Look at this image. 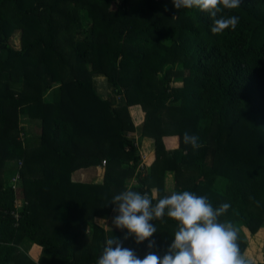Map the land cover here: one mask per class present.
I'll use <instances>...</instances> for the list:
<instances>
[{
  "label": "trees",
  "instance_id": "trees-1",
  "mask_svg": "<svg viewBox=\"0 0 264 264\" xmlns=\"http://www.w3.org/2000/svg\"><path fill=\"white\" fill-rule=\"evenodd\" d=\"M218 15H237L236 28L213 34L207 12L172 0H0V264H95L113 236L137 256L162 255L171 218L154 221L152 249L96 224L125 188L153 202L189 190L214 207L229 203L220 220L237 229L249 264H264L247 256L241 234H264V0ZM95 76L105 77L106 98ZM135 105L145 113L139 127ZM23 119L40 133L30 137ZM184 131L199 137L198 149L183 143ZM146 137L155 142L150 166L139 150ZM99 165L102 184L73 181Z\"/></svg>",
  "mask_w": 264,
  "mask_h": 264
},
{
  "label": "clouds",
  "instance_id": "clouds-1",
  "mask_svg": "<svg viewBox=\"0 0 264 264\" xmlns=\"http://www.w3.org/2000/svg\"><path fill=\"white\" fill-rule=\"evenodd\" d=\"M172 4L176 9L195 7L207 12L213 34L234 30L239 22L237 15L218 13L237 9L241 0H172ZM182 141L193 149L200 147L199 137L188 131H184ZM109 203L116 213L111 224L123 230L124 239L130 237L136 244L146 242V248L152 249L155 241L151 238L157 233L154 221L164 216L176 223V231L162 255L147 251L143 257L123 246L121 239L108 238L95 264H249L240 252L237 229L230 221L220 220L230 207L227 202L214 207L205 195L189 190H173L153 202L148 193L125 188Z\"/></svg>",
  "mask_w": 264,
  "mask_h": 264
},
{
  "label": "crops",
  "instance_id": "crops-1",
  "mask_svg": "<svg viewBox=\"0 0 264 264\" xmlns=\"http://www.w3.org/2000/svg\"><path fill=\"white\" fill-rule=\"evenodd\" d=\"M129 111H130L133 123L135 124L136 127H139L144 122V119H145V113L143 109L141 108V106L135 105V106H131L129 108ZM137 136H138L137 133L130 134V137L132 138H137ZM139 145H140L139 150H140V153H141V156L144 162H146L147 165L150 166L154 159V148H155L154 140L146 137V138L139 140ZM104 174H105V167L103 165H99V166H92L89 168L79 169L73 173L72 178H73V181L75 182L102 184L104 180ZM166 186H167V191H171V189L173 188L172 174L167 175ZM153 193H154V196H156L155 190H153ZM115 214L116 213L113 212L110 218L108 219L97 218L95 222L97 225L104 228L106 231L116 230V228L111 224V219ZM32 248H33V243L28 239L24 240L23 244L21 245V249L25 253H29Z\"/></svg>",
  "mask_w": 264,
  "mask_h": 264
},
{
  "label": "rangeland",
  "instance_id": "rangeland-1",
  "mask_svg": "<svg viewBox=\"0 0 264 264\" xmlns=\"http://www.w3.org/2000/svg\"><path fill=\"white\" fill-rule=\"evenodd\" d=\"M20 36L21 32H16L12 36V42L17 49H20ZM95 84L97 91L100 96L106 98L108 95V85L105 77L103 76H95ZM174 85L181 86L182 82L174 83ZM21 126L25 129L26 133L30 135V137H35V135L40 133L39 123L31 120H21ZM23 139L24 136L21 135ZM242 237L248 241L249 248L247 249V256L251 257L254 260H260L264 258V234H260L257 236H252L251 234L244 232L241 230ZM249 254V255H248ZM263 257V258H262ZM260 258V259H259Z\"/></svg>",
  "mask_w": 264,
  "mask_h": 264
},
{
  "label": "built area",
  "instance_id": "built-area-1",
  "mask_svg": "<svg viewBox=\"0 0 264 264\" xmlns=\"http://www.w3.org/2000/svg\"><path fill=\"white\" fill-rule=\"evenodd\" d=\"M106 164V161H103V165ZM12 188L17 191L19 189V184H20V178L19 175L16 173L12 178ZM24 206V201L21 198H17L16 199V203H15V210L12 211V215L15 219V226H18V221L20 219V209Z\"/></svg>",
  "mask_w": 264,
  "mask_h": 264
},
{
  "label": "bare ground",
  "instance_id": "bare-ground-1",
  "mask_svg": "<svg viewBox=\"0 0 264 264\" xmlns=\"http://www.w3.org/2000/svg\"><path fill=\"white\" fill-rule=\"evenodd\" d=\"M249 255V254H248ZM251 258V257H250Z\"/></svg>",
  "mask_w": 264,
  "mask_h": 264
}]
</instances>
